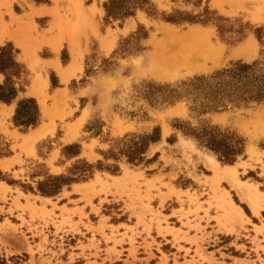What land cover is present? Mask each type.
Masks as SVG:
<instances>
[{"label": "rangeland", "instance_id": "rangeland-1", "mask_svg": "<svg viewBox=\"0 0 264 264\" xmlns=\"http://www.w3.org/2000/svg\"><path fill=\"white\" fill-rule=\"evenodd\" d=\"M107 1L0 0V46L12 44L25 67L21 78L12 76L22 89L10 107L0 100V255L6 264H264V101L199 114L186 99L146 96L149 85L260 58L264 0H149L123 19H107ZM205 9L223 18V34L215 20L165 18L177 10L201 17ZM191 28L215 56L153 71L159 43ZM74 61L65 79L62 70ZM30 97L41 118L25 129L13 117L17 102ZM205 123L244 139L233 163L183 130ZM157 127L160 139L142 161L120 153L122 140ZM73 143L80 152L69 157L63 149ZM210 156L228 167L219 181ZM81 161L94 166L92 176L54 195L39 190L49 175H70Z\"/></svg>", "mask_w": 264, "mask_h": 264}, {"label": "trees", "instance_id": "trees-1", "mask_svg": "<svg viewBox=\"0 0 264 264\" xmlns=\"http://www.w3.org/2000/svg\"><path fill=\"white\" fill-rule=\"evenodd\" d=\"M147 2L149 0H108L104 4L107 19L110 17L123 19L133 15L138 7H144V3ZM153 9L147 10L155 14ZM165 18L172 22L201 21L206 23L215 20L220 32L223 34L225 31L224 25L218 23V20L223 18L215 17L214 12L209 9H205L201 17L177 10ZM256 35L260 42L264 41V28L257 29ZM24 68V65L17 61L12 44L0 46V72L9 74L7 82L0 83L1 101L11 103L17 97L19 89L22 88L18 89L15 86L12 76L21 78L25 73ZM146 96L151 101L161 96V101L169 103L186 99L190 101V110L199 114L223 110L231 104L241 105L264 101V48L262 56L252 62L238 60L211 74L195 75L175 85L170 83L149 85ZM40 118L41 112L35 98H23L17 102L13 117L16 125L24 126L25 129L30 126L35 127ZM183 130L185 134L196 138L200 145L215 152L219 160L225 163H233L238 155L244 152V139L234 131L223 130L217 125L208 123L196 128L186 126ZM159 139V127L150 134L125 138L122 140L124 148L120 153L126 155L130 162H140L145 158L144 154L150 143ZM79 149L80 144L73 143L66 145L63 151L67 156L72 157L79 154ZM93 167L87 161L78 162L70 169V175H49L46 180L39 182V190L44 194L54 195L64 185L92 176ZM0 264H6L5 258L1 255Z\"/></svg>", "mask_w": 264, "mask_h": 264}, {"label": "bare ground", "instance_id": "bare-ground-1", "mask_svg": "<svg viewBox=\"0 0 264 264\" xmlns=\"http://www.w3.org/2000/svg\"><path fill=\"white\" fill-rule=\"evenodd\" d=\"M158 53L152 57L151 60V67L153 71H156L157 73H164V72H171V67L177 63H190L194 62L197 63L199 60L203 57L209 58L213 57L216 54V50L213 49L211 43L209 42L208 38L204 36L200 30L191 28L189 31L177 34L175 32L170 33L169 37L165 38L164 41L159 43L158 45ZM162 51H174V54L171 56H165L162 54ZM252 51H254V45L253 43H249L246 48L243 50L242 54L246 57H250ZM76 64V61H74L69 68H66L64 71L62 70L63 77L65 79L69 78L70 75H72V71L74 72L75 69L73 68ZM77 66V65H76ZM77 68V67H76ZM72 70V71H71ZM44 110L46 111L45 115H50L49 110L44 107ZM260 123H264V112H262L259 116ZM44 131H46V128H42L38 134V136H41ZM35 135V136H36ZM36 138V137H34ZM212 162V164L216 167V173L214 175L215 181H219L223 175V172L226 170V168H221L218 165V160H216L214 157L210 156V159H208ZM233 182L236 184L240 183V180H238L235 176L232 177ZM258 198L256 195L250 196V201L252 208L255 212L258 211Z\"/></svg>", "mask_w": 264, "mask_h": 264}, {"label": "snow or ice", "instance_id": "snow-or-ice-1", "mask_svg": "<svg viewBox=\"0 0 264 264\" xmlns=\"http://www.w3.org/2000/svg\"><path fill=\"white\" fill-rule=\"evenodd\" d=\"M261 45L264 46V41L261 42ZM8 77H9V74L7 72H0V81L7 82ZM73 159H74V157L73 158H70L67 161L61 160L59 162L61 164H65V163L66 164H71Z\"/></svg>", "mask_w": 264, "mask_h": 264}, {"label": "crops", "instance_id": "crops-1", "mask_svg": "<svg viewBox=\"0 0 264 264\" xmlns=\"http://www.w3.org/2000/svg\"><path fill=\"white\" fill-rule=\"evenodd\" d=\"M1 103H2V105H4V106L7 107V108H9L10 105H11V103H6V102H1Z\"/></svg>", "mask_w": 264, "mask_h": 264}]
</instances>
